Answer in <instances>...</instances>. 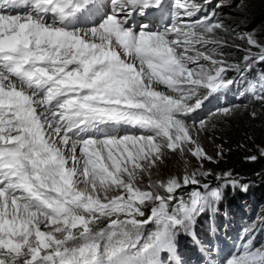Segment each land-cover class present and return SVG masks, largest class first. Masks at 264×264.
Wrapping results in <instances>:
<instances>
[{"label":"snow or ice","instance_id":"obj_1","mask_svg":"<svg viewBox=\"0 0 264 264\" xmlns=\"http://www.w3.org/2000/svg\"><path fill=\"white\" fill-rule=\"evenodd\" d=\"M203 11L189 0H0V264H184L178 232L221 188L185 199L178 190L211 173L158 170L169 153L213 160L199 140L209 122L193 114L236 84L229 71L264 62L252 35L243 67L226 62L213 38L223 23ZM153 12H166L162 27L135 22ZM257 91L253 80L240 95ZM254 227L208 264H264Z\"/></svg>","mask_w":264,"mask_h":264},{"label":"rangeland","instance_id":"obj_2","mask_svg":"<svg viewBox=\"0 0 264 264\" xmlns=\"http://www.w3.org/2000/svg\"><path fill=\"white\" fill-rule=\"evenodd\" d=\"M264 0H189V2H195L202 6L204 14H211L210 10H214V19L223 23V29L218 30L214 34V39L220 41V50L224 53L223 59L228 63H236L243 67V58L247 54V49L250 47L243 37L252 35L261 45H264V22H259V19L255 18V11L258 4ZM107 2V0H106ZM168 4L172 3V0H166ZM158 14V13H154ZM162 19L160 23L164 24L168 20L166 12L161 14ZM198 18V17H196ZM142 20V21H141ZM139 23H150L151 21L146 18L135 21ZM152 25V24H151ZM158 27V24H155ZM253 52H259L256 47H251ZM220 58V57H217ZM264 76V62L253 63L251 68L243 74L236 70H231L227 73V78L231 77L236 81V84L231 86L226 91L216 95L211 102L205 104V106L197 110L193 114V118L198 122L199 120H205L209 122V127L206 132H202L200 135V144L204 147L208 155L213 157L212 161L200 160L193 157L190 153L185 154L183 157L179 153H169L164 164L159 168V177L167 179L170 176H182L185 168L191 170H199L201 172H210L211 174L204 177L200 186L189 185L185 188L178 190V195H182L187 199L188 194L195 190L197 187L201 191H204L202 185L207 183L210 188L220 187L221 198L214 202L210 207L206 208L202 213L197 215V225L201 226L204 221L207 220L208 214L210 215V221L206 223L204 239L210 238L206 244L203 241L196 243L192 239H187V243L190 244V248L186 247L183 250L181 244L177 242V256L184 261V264H208V261L213 257L223 258L233 253L239 245L243 242V239H247L245 234L246 228L244 226H236L233 223H228L229 216L225 217L226 224L216 223L214 216L218 213L216 207L225 206V201L232 193L233 190L240 191L247 197L248 193L253 186L251 181L245 178L238 177L233 174L231 168L223 160V148L218 143V138L221 135V131L225 130L232 122L237 123L249 117L255 119L264 124V101L257 98L259 95V78ZM255 80L257 82V93H246L240 95L249 86L250 82ZM255 100L258 104L252 102ZM228 106L233 111L228 116L216 115L218 108ZM255 113V115H253ZM192 123V120H189ZM257 141L261 144L256 147L259 151L264 152V136L257 138ZM225 173H231V179H219L224 176ZM231 180H235V185H232ZM245 199V198H244ZM254 203V202H253ZM219 208V207H218ZM220 211L223 207L219 208ZM255 211L259 213V219H264V195L255 200ZM212 212V213H211ZM196 218V219H197ZM218 219L222 218L218 215ZM217 219V220H218ZM195 221V219H194ZM193 221V222H194ZM214 221V222H213ZM213 222V223H212ZM192 225V224H191ZM190 225V227H191ZM154 228V226H150ZM190 227L185 230L184 234H189ZM200 231L199 229H197ZM236 243V246H232ZM254 244L259 246L264 244V235L255 238ZM180 246V247H179Z\"/></svg>","mask_w":264,"mask_h":264},{"label":"trees","instance_id":"obj_3","mask_svg":"<svg viewBox=\"0 0 264 264\" xmlns=\"http://www.w3.org/2000/svg\"><path fill=\"white\" fill-rule=\"evenodd\" d=\"M255 18L264 22V1L258 4ZM255 103H259L254 101ZM264 136V124L255 119L245 117L237 123H231L225 130L221 131L218 143L223 148V160L231 168L234 175L251 181L253 186L250 191L242 195L240 191L233 190L225 201V206L235 210V218L240 217L243 206L255 207V200L264 195V152L256 149L261 143L257 138ZM255 156L256 159H250ZM245 198V199H244ZM254 202V203H253ZM197 218V217H196ZM195 221L198 220V218ZM199 229H203L204 222ZM204 232V231H203ZM187 241H182V246H188Z\"/></svg>","mask_w":264,"mask_h":264},{"label":"bare ground","instance_id":"obj_4","mask_svg":"<svg viewBox=\"0 0 264 264\" xmlns=\"http://www.w3.org/2000/svg\"><path fill=\"white\" fill-rule=\"evenodd\" d=\"M109 7H110V4H109ZM157 17H158V14L156 15V14H152V17H151V20H152V26H154L155 27V24L157 23ZM156 21V22H155ZM167 21V20H166ZM165 21V22H166ZM158 24V27H162L163 26V24L162 23H157Z\"/></svg>","mask_w":264,"mask_h":264}]
</instances>
